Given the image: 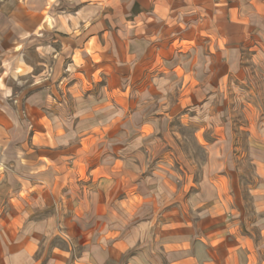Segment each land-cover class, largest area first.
I'll use <instances>...</instances> for the list:
<instances>
[{
    "label": "crops",
    "instance_id": "obj_1",
    "mask_svg": "<svg viewBox=\"0 0 264 264\" xmlns=\"http://www.w3.org/2000/svg\"><path fill=\"white\" fill-rule=\"evenodd\" d=\"M76 13L0 52V264H264V0Z\"/></svg>",
    "mask_w": 264,
    "mask_h": 264
},
{
    "label": "rangeland",
    "instance_id": "obj_2",
    "mask_svg": "<svg viewBox=\"0 0 264 264\" xmlns=\"http://www.w3.org/2000/svg\"><path fill=\"white\" fill-rule=\"evenodd\" d=\"M68 0H0V52L11 51L18 54V67L30 70L28 75H23L28 81L33 80L38 73L52 64V59L43 60L38 52L42 50L51 51L52 47L57 50H66L68 46L72 49H78L84 44L79 40L69 43L64 37L69 35L67 29L63 31L57 27L58 16L65 11L66 14H77L76 12L83 5L84 0H71V4L76 6H67ZM44 10L43 12H41ZM115 12L108 11L109 18L114 17ZM41 17L44 19L41 20ZM58 30H61L60 32ZM116 26L109 25V31L114 32ZM89 29L76 24L71 34H96L97 30ZM58 40L54 42L55 38ZM94 45V44H92ZM113 47L109 44L108 50ZM66 61V60H64ZM21 63V64H19ZM47 63V64H46ZM9 82H14L9 79ZM192 130L190 128L183 131L190 137ZM192 141L189 138L187 146H191ZM54 242L57 245L64 246L65 241L62 237H56Z\"/></svg>",
    "mask_w": 264,
    "mask_h": 264
}]
</instances>
